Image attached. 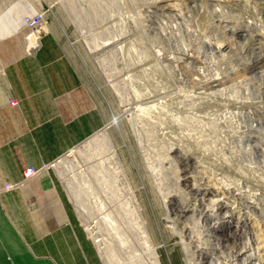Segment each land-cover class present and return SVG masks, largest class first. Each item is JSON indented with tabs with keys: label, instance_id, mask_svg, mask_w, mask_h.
Returning a JSON list of instances; mask_svg holds the SVG:
<instances>
[{
	"label": "rangeland",
	"instance_id": "rangeland-1",
	"mask_svg": "<svg viewBox=\"0 0 264 264\" xmlns=\"http://www.w3.org/2000/svg\"><path fill=\"white\" fill-rule=\"evenodd\" d=\"M0 20V90L67 101L10 99L0 144L51 153L38 175L91 223L105 264H152L145 225L162 264H206L199 247L264 264V0H0Z\"/></svg>",
	"mask_w": 264,
	"mask_h": 264
},
{
	"label": "crops",
	"instance_id": "crops-1",
	"mask_svg": "<svg viewBox=\"0 0 264 264\" xmlns=\"http://www.w3.org/2000/svg\"><path fill=\"white\" fill-rule=\"evenodd\" d=\"M43 45L42 41L41 49ZM39 54H24L22 58L34 60ZM41 91L13 86L1 89L0 108H8V112H0L1 121L9 120V112L12 117L10 99H17L20 108L67 106V101L43 100L38 93ZM50 158L51 153L45 149L36 158L29 156L28 149L7 150L0 144V264H105L52 175L43 172L23 181L25 167H41ZM7 183L16 186L5 189Z\"/></svg>",
	"mask_w": 264,
	"mask_h": 264
},
{
	"label": "bare ground",
	"instance_id": "bare-ground-1",
	"mask_svg": "<svg viewBox=\"0 0 264 264\" xmlns=\"http://www.w3.org/2000/svg\"><path fill=\"white\" fill-rule=\"evenodd\" d=\"M262 2V1H261ZM236 5V4H235ZM163 6V5H162ZM233 6V5H232ZM260 39V38H259ZM259 41V40H258ZM33 43V42H32ZM30 45H31V43H30ZM261 45V44H260ZM36 45H35V43L33 44V45H31V47H35ZM116 120H117V118H116ZM100 143H102V142H100ZM112 147V146H111ZM110 159H112V161L117 165V168L119 169L118 170V178L119 179H121V182H122V184H123V186L124 187H126V189H127V194H128V196H129V199L133 202V206H134V209H135V211H136V214L137 215H142V212L141 211H139V209H138V207H140V204H139V199H138V197H137V195H136V192L132 189V184H131V181H130V179H129V177H128V175H127V173H125L124 171H123V165H122V163H121V160H120V157H119V153H118V151L116 150V148H111L110 149V157H109ZM125 168V167H124ZM117 172V171H116ZM116 178V177H115ZM117 179V178H116ZM108 180V179H107ZM117 182V181H116ZM119 187V186H118ZM120 189V188H119ZM122 189V188H121ZM117 190V189H116ZM126 191V190H125ZM124 193H126V192H124ZM120 194H121V192H120ZM126 195V194H125ZM127 198V197H126ZM166 206H167V210H168V212H169V208H168V205L166 204ZM186 209V208H185ZM171 215H168V217H170ZM211 216L212 215H203V218H205V220L206 221H208L209 222V224H210V218H211ZM173 220V219H172ZM230 220V219H229ZM239 220V219H238ZM169 221H171V219L169 220ZM229 222H231V221H229ZM143 223H144V221H143ZM172 223V222H171ZM233 223V222H232ZM175 224V223H174ZM174 226V225H173ZM144 228H143V233H144V246H146V249H147V251L148 252H150L151 254H152V259H153V263L154 264H162L161 263V260H160V255H159V253H158V251H157V246L156 245H154V243H153V240H152V237H151V234L149 233V230H148V228H147V226L145 225V226H143ZM176 227V226H175ZM211 228H213V229H215V230H217L219 227H215L214 225H212V226H210ZM238 227V226H237ZM87 228L89 229L88 231H90L91 232V234H93V228L91 227V223L89 222L88 223V225H87ZM182 242H183V240H182ZM184 243V242H183ZM186 243V242H185ZM184 243V244H185ZM183 244V245H184ZM188 245V244H187ZM184 248H185V246H184ZM186 249V248H185ZM192 251V250H191ZM194 251V250H193ZM244 251V250H243ZM190 252V251H189ZM245 252V251H244ZM192 253V252H191ZM195 253V252H194ZM199 253V254H198ZM208 253H207V251L205 250V249H202L201 247H199V249H198V252H197V255H200V258L202 259V261H204L206 264H214L215 262H214V260H213V258H211L210 256L208 257V255H207ZM239 254V253H238ZM245 254V253H244ZM240 255V254H239ZM253 254L252 253H250V254H247V256H252ZM190 256H188L187 258H189ZM214 257V256H213ZM253 257V256H252ZM215 258V257H214ZM216 259V258H215ZM191 260V259H190ZM219 260V259H218ZM251 261V260H250ZM189 262V261H188ZM190 262H192V260L190 261ZM218 262V261H217ZM221 262V261H220ZM218 263V264H224V263ZM152 263V264H153ZM194 263V262H193ZM189 264H192V263H189ZM253 264H255V263H253Z\"/></svg>",
	"mask_w": 264,
	"mask_h": 264
},
{
	"label": "built area",
	"instance_id": "built-area-1",
	"mask_svg": "<svg viewBox=\"0 0 264 264\" xmlns=\"http://www.w3.org/2000/svg\"><path fill=\"white\" fill-rule=\"evenodd\" d=\"M46 12L42 11L39 13H35V14H31V15H26L24 17V24L32 30H36L38 29L43 23H46ZM11 104L12 105H17L18 101L15 99L11 100ZM48 165H44L43 168L47 167ZM40 169L38 167L35 166H27L25 167L24 171H23V177L24 180H29L32 179L33 177H35L36 175H38ZM16 185L7 183L5 184V189H11L14 188Z\"/></svg>",
	"mask_w": 264,
	"mask_h": 264
}]
</instances>
